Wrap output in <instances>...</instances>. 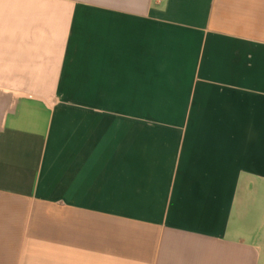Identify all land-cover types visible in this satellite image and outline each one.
I'll return each mask as SVG.
<instances>
[{
  "label": "crops",
  "instance_id": "crops-1",
  "mask_svg": "<svg viewBox=\"0 0 264 264\" xmlns=\"http://www.w3.org/2000/svg\"><path fill=\"white\" fill-rule=\"evenodd\" d=\"M0 264H264V0H0Z\"/></svg>",
  "mask_w": 264,
  "mask_h": 264
}]
</instances>
